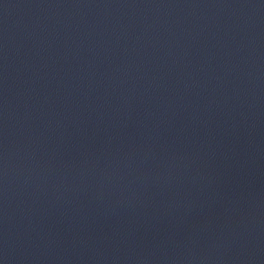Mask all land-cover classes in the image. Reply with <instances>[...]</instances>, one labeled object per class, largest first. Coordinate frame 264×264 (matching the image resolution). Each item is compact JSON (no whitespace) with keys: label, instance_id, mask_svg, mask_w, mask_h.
Listing matches in <instances>:
<instances>
[{"label":"water","instance_id":"1","mask_svg":"<svg viewBox=\"0 0 264 264\" xmlns=\"http://www.w3.org/2000/svg\"><path fill=\"white\" fill-rule=\"evenodd\" d=\"M0 264H264V0H0Z\"/></svg>","mask_w":264,"mask_h":264}]
</instances>
